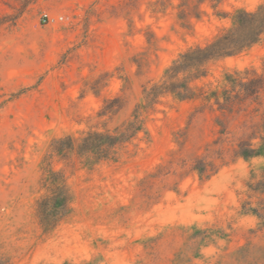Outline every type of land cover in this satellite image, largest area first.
<instances>
[{"label": "rangeland", "instance_id": "374dc122", "mask_svg": "<svg viewBox=\"0 0 264 264\" xmlns=\"http://www.w3.org/2000/svg\"><path fill=\"white\" fill-rule=\"evenodd\" d=\"M263 2L0 0V263L264 264V156L235 155L264 135V90L232 113L162 96L114 158L48 157L55 138L120 126L180 53ZM245 69L264 78V32L191 84L221 88ZM49 168L69 212L42 222Z\"/></svg>", "mask_w": 264, "mask_h": 264}, {"label": "trees", "instance_id": "16d2710c", "mask_svg": "<svg viewBox=\"0 0 264 264\" xmlns=\"http://www.w3.org/2000/svg\"><path fill=\"white\" fill-rule=\"evenodd\" d=\"M263 32L264 2L254 11L237 9L232 15V26L225 33L203 46L195 45L186 49L164 69L158 81L145 85L141 101L120 126L113 130L89 129L83 131L78 138L69 134L55 138L50 144L48 157H66L74 152L78 157L93 163L114 158L117 148L135 139L139 132H146L144 113L153 110L160 97L166 95L178 100L199 98L202 105L221 113L240 111L243 102L256 99L264 90L262 76L247 78L250 73L248 69L226 72L224 85L208 90L203 87L196 90L191 82L207 75L206 64L209 61L241 52L257 42ZM216 122L222 127V132L225 129L224 123L218 117ZM235 155L244 158L264 156V135L259 136L257 143L250 139L240 140ZM193 169L200 178L213 174H206V166L200 161L194 164ZM46 171L43 186L47 193L36 201V212L42 222H49L67 214L70 203V191L63 173L52 168Z\"/></svg>", "mask_w": 264, "mask_h": 264}, {"label": "built area", "instance_id": "2783aa9c", "mask_svg": "<svg viewBox=\"0 0 264 264\" xmlns=\"http://www.w3.org/2000/svg\"><path fill=\"white\" fill-rule=\"evenodd\" d=\"M61 18V17H60Z\"/></svg>", "mask_w": 264, "mask_h": 264}]
</instances>
